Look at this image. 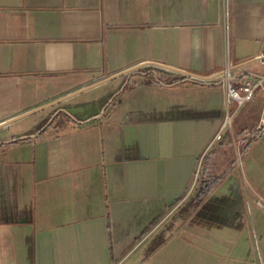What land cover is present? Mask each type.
<instances>
[{"label":"crops","instance_id":"0c3cea01","mask_svg":"<svg viewBox=\"0 0 264 264\" xmlns=\"http://www.w3.org/2000/svg\"><path fill=\"white\" fill-rule=\"evenodd\" d=\"M263 51L264 0H0V264H264Z\"/></svg>","mask_w":264,"mask_h":264},{"label":"built area","instance_id":"2783aa9c","mask_svg":"<svg viewBox=\"0 0 264 264\" xmlns=\"http://www.w3.org/2000/svg\"><path fill=\"white\" fill-rule=\"evenodd\" d=\"M257 59L264 63V51L257 56ZM230 69V62H227L223 74L220 77L218 76V78L221 83L225 84L227 102H235L239 106L253 97L255 88L262 85L264 81V73L255 81H252L251 75L246 76L241 84L235 85L232 82L234 75ZM255 130L259 136L264 135V116L261 117ZM258 204L262 205V201L258 200Z\"/></svg>","mask_w":264,"mask_h":264},{"label":"rangeland","instance_id":"374dc122","mask_svg":"<svg viewBox=\"0 0 264 264\" xmlns=\"http://www.w3.org/2000/svg\"><path fill=\"white\" fill-rule=\"evenodd\" d=\"M16 122H18V123H16L15 125H13V126H19L18 128L19 129H22V128H25L26 127V125H27V122L25 121V119L23 120H20V121H16ZM218 144L217 145H215V146H213L212 148H211V152H210V154H209V156H212L216 151H218ZM215 169L216 170H218V164L216 165V167H215ZM148 246H149V242H146V243H144L143 245H141V246H139L138 248H137V246L132 250V252H131V255H129L128 257H127V259H126V261H125V263L124 264H132L133 262H134V256H138V257H140L141 255H143V254H145V252H146V250H147V248H148ZM136 249V250H135ZM135 250V251H134Z\"/></svg>","mask_w":264,"mask_h":264},{"label":"trees","instance_id":"16d2710c","mask_svg":"<svg viewBox=\"0 0 264 264\" xmlns=\"http://www.w3.org/2000/svg\"><path fill=\"white\" fill-rule=\"evenodd\" d=\"M211 183V182H210ZM209 184H207L206 187H208ZM204 191H206V193L209 191V188H205Z\"/></svg>","mask_w":264,"mask_h":264},{"label":"water","instance_id":"95a60500","mask_svg":"<svg viewBox=\"0 0 264 264\" xmlns=\"http://www.w3.org/2000/svg\"><path fill=\"white\" fill-rule=\"evenodd\" d=\"M8 122H6V124H7Z\"/></svg>","mask_w":264,"mask_h":264}]
</instances>
